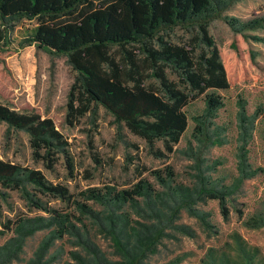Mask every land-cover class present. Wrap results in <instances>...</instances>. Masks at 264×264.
Listing matches in <instances>:
<instances>
[{
  "label": "rangeland",
  "instance_id": "1",
  "mask_svg": "<svg viewBox=\"0 0 264 264\" xmlns=\"http://www.w3.org/2000/svg\"><path fill=\"white\" fill-rule=\"evenodd\" d=\"M224 14L240 21L262 16L264 0H240ZM35 26V20L27 19L13 24L11 44L0 62V100H12L21 110L33 109L51 118L67 144L53 148L51 161L34 158L28 134L0 121V159L40 171L49 183L66 188L67 196L52 195L32 183L18 188L0 185V224L44 218L43 226L23 238L7 264H95V254L81 243L83 239L106 261L128 264L108 235L114 225L106 219L108 211L88 198L86 191L129 190L142 180L154 190L151 198L134 196V202H127L115 214L124 226V240L134 252H140L138 238L158 234L149 248L142 247L139 264H209L212 256L223 254L228 264H245L239 243L256 249L253 264H264V28L256 32L263 41L252 44L256 63L246 79L217 91L224 106L212 120L210 133L218 144L201 151L192 138V118L204 109L203 95H199L184 107L187 128L168 151L162 140L149 145L132 134L101 106L91 105L74 126L63 125L76 72L65 56L20 46ZM164 39L185 47L197 60L206 51L195 28L175 27L164 33ZM141 68L144 84L162 95L152 70L144 64ZM166 74L183 88L175 71L168 68ZM242 160L263 170L251 193L220 200L203 192L204 186L228 187L238 176ZM154 171L159 172V179ZM166 185L181 190L175 193ZM234 202L240 206L235 207ZM52 210L65 215L60 228L46 225ZM12 237L16 235L4 231L0 247ZM5 253H1V261L6 259Z\"/></svg>",
  "mask_w": 264,
  "mask_h": 264
},
{
  "label": "trees",
  "instance_id": "2",
  "mask_svg": "<svg viewBox=\"0 0 264 264\" xmlns=\"http://www.w3.org/2000/svg\"><path fill=\"white\" fill-rule=\"evenodd\" d=\"M238 1L0 0V62H4L11 44L13 24L21 19L35 20L36 26L22 38L20 46H34L54 56H65L76 72L63 125L74 126L91 105L101 106L147 144L162 140L170 151L187 128L184 107L190 100L203 95V112L192 118V138L203 151L219 142L213 140L210 133L212 120L224 106L217 91L227 90L246 79L256 63L252 44L263 41L256 32L264 28V14L246 21L224 14ZM175 27L197 29L199 40L206 48L198 60L185 47L164 39V33ZM143 64L158 79L162 95L144 84ZM168 68L175 71L183 88L168 79ZM0 121L28 134L34 158L51 161L53 148L67 144L51 118H44L33 109L21 110L12 100H0ZM238 171V176L225 189L204 186L203 192L220 200L248 195L263 170L242 160ZM152 174L160 178L158 171ZM24 183H32L52 195L67 196L66 188L49 183L40 171L0 159V185L18 188ZM166 186L175 193L181 190ZM105 190L102 193L88 189L86 196L108 211L106 219L114 224L108 229V235L117 251L127 258L128 264H139L140 252L145 250L142 247L149 248L148 244H153L158 234L148 233L143 240L138 238L140 252H134L128 247L127 239L124 240V226L115 214L127 202H134V196L150 199L154 190L144 180L129 190L115 191L110 187ZM233 205L240 206L236 202ZM87 211L92 215L90 209ZM51 212L53 215L46 220V225L63 226L65 215ZM42 221L44 218H19L0 224L3 228L0 235L4 231L16 235L0 247V256L6 252V259H0V264L13 259L23 238L41 228ZM14 241L17 243L13 244ZM81 243L93 250L95 264H113L99 257L88 239ZM238 247L244 263L253 264L256 249L240 243ZM228 263L224 254L212 256L209 262Z\"/></svg>",
  "mask_w": 264,
  "mask_h": 264
}]
</instances>
